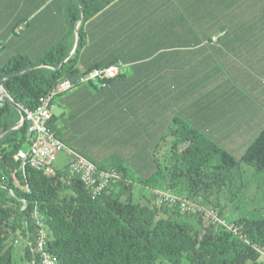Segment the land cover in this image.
Instances as JSON below:
<instances>
[{"label": "trees", "instance_id": "16d2710c", "mask_svg": "<svg viewBox=\"0 0 264 264\" xmlns=\"http://www.w3.org/2000/svg\"><path fill=\"white\" fill-rule=\"evenodd\" d=\"M115 1L78 0L79 5L75 2L66 8L67 31L56 45L34 60L26 55H12L0 67V84L15 104L13 107L3 102L0 106V264H12L13 245L7 241L17 235L26 241L21 264H39L42 253L48 254L53 264H264V218L226 222L222 209L209 204L212 197L230 186L242 164L256 172L264 170V127L236 158L173 114L166 127V133L169 131L173 138L169 155L163 158L166 161L162 164L155 156L162 143L157 142L150 150L149 166H143L137 160L142 151L134 158L118 143L132 119L124 118L121 123L104 119L108 126L102 125V131L112 133L116 143L110 141V147L102 150L106 139L86 140L88 143L82 144L78 136L70 141L61 132L57 135L54 129L62 113L51 114L48 127L66 149L97 170L117 175L99 194L87 191L77 178L67 175L69 160L64 169L55 168L50 177L33 170L26 161L14 160L28 138L26 121L8 130L20 123L18 108L34 110L40 99H49L51 110L53 105L61 104L59 100L65 94L78 88L101 90L113 79L103 85L96 80L78 82V78L94 68L119 69V64L126 63L117 58L82 69L78 62L85 45L83 25ZM79 6L84 16L77 26L79 42L68 57L80 18ZM198 11V21L183 22V33H214L213 24L223 27L224 23L206 20L210 17L206 7H199ZM189 15L190 12L188 18ZM64 80L73 83L71 89L56 93L57 85ZM92 148L94 152L89 151ZM97 151L103 155H92ZM147 167L148 172L142 170ZM136 185L151 188L147 203L134 201ZM153 190H167L191 200L200 211L156 206ZM201 208L213 209L224 224L212 222ZM34 212L45 232L42 252L35 250L38 228L32 217Z\"/></svg>", "mask_w": 264, "mask_h": 264}, {"label": "crops", "instance_id": "0c3cea01", "mask_svg": "<svg viewBox=\"0 0 264 264\" xmlns=\"http://www.w3.org/2000/svg\"><path fill=\"white\" fill-rule=\"evenodd\" d=\"M75 2L0 0V67L12 55L34 60L56 45L67 31L66 8ZM199 7H206L207 21L223 27L183 33L184 21L199 20ZM259 23L264 0H116L83 25L78 62L82 69L117 58L126 63L101 90L81 87L53 105L51 114L62 113L54 131L70 141L78 136L82 144L106 139L104 150L116 143L102 131L104 119H132L118 143L134 158L142 151L148 166L150 150L162 142L174 114L240 157L264 127V33L236 31L256 30ZM75 41L74 30L71 52Z\"/></svg>", "mask_w": 264, "mask_h": 264}, {"label": "built area", "instance_id": "2783aa9c", "mask_svg": "<svg viewBox=\"0 0 264 264\" xmlns=\"http://www.w3.org/2000/svg\"><path fill=\"white\" fill-rule=\"evenodd\" d=\"M119 72L118 67L110 66L103 69H92L87 74L78 78V82H85L89 80L101 81L105 85V81L114 79ZM73 83L70 80L60 82L55 92H65L71 89ZM2 98L9 102H13L7 95L2 85L0 84V106L3 101ZM49 99H40L39 104L34 110L20 109L23 114L24 121L28 124V138L27 150H19L14 155L16 161H26L28 166L33 170L41 173L44 176L50 177L55 174V159L56 155L65 151L69 155V162L66 167V173L70 178H77L83 187L93 193L99 194L104 188L117 178L115 173H108L97 170L93 164L66 149L55 137L48 121L51 118V110L49 107ZM154 204L156 206L167 205L176 207L180 211H200L196 203L191 200L177 197L167 190H153ZM207 218L212 222L224 224L217 218V214L213 209H203ZM34 224L37 226L35 250L42 252L45 246V232L42 228L40 219L33 213ZM229 227V226H228ZM264 256V252H261ZM39 264H53V261L46 253L41 254Z\"/></svg>", "mask_w": 264, "mask_h": 264}, {"label": "rangeland", "instance_id": "374dc122", "mask_svg": "<svg viewBox=\"0 0 264 264\" xmlns=\"http://www.w3.org/2000/svg\"><path fill=\"white\" fill-rule=\"evenodd\" d=\"M259 31L264 33V23H259L256 30L252 27L247 30L241 27L236 32L259 33ZM231 33L233 32L231 31ZM79 64L80 67H82V64ZM164 138L165 139L162 141L160 148L155 153V156L159 158L162 164L166 161V157L163 159L164 156L169 155L170 146L173 140L172 136L169 134V131L165 133ZM23 150H27V144L23 146ZM68 160L69 155L65 151L58 153L54 163L55 168L58 170L64 169ZM137 160L142 163V160ZM144 164L147 165V161H145ZM236 176L237 177L232 178V183H230V186L227 185L226 188L221 191L219 196H214L211 198L209 204H217L222 209L223 218L226 220V222H231L238 218H264V170L261 172H256L252 167L242 164L240 167V172L238 174L236 173ZM134 193V201L138 202L139 204H145L151 195V188L136 185L134 187ZM7 242H11L13 245L12 264H21L23 261V246L26 244V241L17 235V237H10Z\"/></svg>", "mask_w": 264, "mask_h": 264}, {"label": "water", "instance_id": "95a60500", "mask_svg": "<svg viewBox=\"0 0 264 264\" xmlns=\"http://www.w3.org/2000/svg\"><path fill=\"white\" fill-rule=\"evenodd\" d=\"M79 7H80V6H79ZM79 9H80V18H79V20H78V22H77L76 25H78L80 22H82L83 17H84V16H83V12H82L81 7H80ZM75 33H76V41H75L74 49H73V51L68 55V57H70V56L75 52V50H76V48H77V46H78L79 38H78V34H77V29H76V28H75ZM2 100L5 101V102H7L9 105L15 107V104H14L13 102H9V101H7V100L4 99V98H2ZM18 112H19V114H20V123H19L18 125H16V126H13V127L9 128L8 130L14 129V128L18 127L20 124L24 123L23 114H22V111H21L19 108H18ZM2 136H3V134L0 135V138H1Z\"/></svg>", "mask_w": 264, "mask_h": 264}]
</instances>
